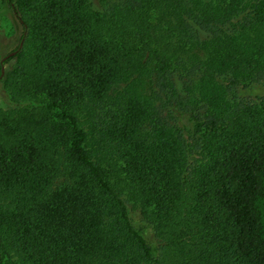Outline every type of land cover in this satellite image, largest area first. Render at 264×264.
Returning a JSON list of instances; mask_svg holds the SVG:
<instances>
[{
	"label": "trees",
	"instance_id": "trees-1",
	"mask_svg": "<svg viewBox=\"0 0 264 264\" xmlns=\"http://www.w3.org/2000/svg\"><path fill=\"white\" fill-rule=\"evenodd\" d=\"M9 18L0 264H264V0H0Z\"/></svg>",
	"mask_w": 264,
	"mask_h": 264
},
{
	"label": "rangeland",
	"instance_id": "rangeland-1",
	"mask_svg": "<svg viewBox=\"0 0 264 264\" xmlns=\"http://www.w3.org/2000/svg\"><path fill=\"white\" fill-rule=\"evenodd\" d=\"M10 18L7 20L0 19V61L11 51H14L18 44V37L21 27H17ZM8 46V49L6 50ZM6 68V66H5Z\"/></svg>",
	"mask_w": 264,
	"mask_h": 264
},
{
	"label": "water",
	"instance_id": "water-1",
	"mask_svg": "<svg viewBox=\"0 0 264 264\" xmlns=\"http://www.w3.org/2000/svg\"><path fill=\"white\" fill-rule=\"evenodd\" d=\"M22 47V45L20 46V48ZM17 53V51H11L10 53H8L6 56H4L3 58H2V60H1V62H4L9 56H11V55H14V54H16Z\"/></svg>",
	"mask_w": 264,
	"mask_h": 264
}]
</instances>
